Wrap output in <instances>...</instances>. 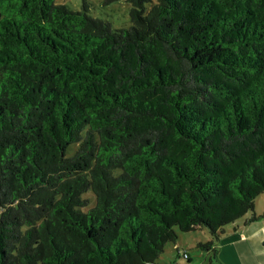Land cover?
Listing matches in <instances>:
<instances>
[{"label": "trees", "instance_id": "obj_1", "mask_svg": "<svg viewBox=\"0 0 264 264\" xmlns=\"http://www.w3.org/2000/svg\"><path fill=\"white\" fill-rule=\"evenodd\" d=\"M127 1L0 0V264L191 263L198 229L223 264L264 219V0Z\"/></svg>", "mask_w": 264, "mask_h": 264}, {"label": "rangeland", "instance_id": "obj_2", "mask_svg": "<svg viewBox=\"0 0 264 264\" xmlns=\"http://www.w3.org/2000/svg\"><path fill=\"white\" fill-rule=\"evenodd\" d=\"M96 9L94 10V15L100 18L110 19L115 27H128L130 22L127 20L129 16L130 3L127 0H114L105 3L106 0H92ZM56 3H70L74 7L79 8L81 5V0H56ZM122 19V20H121ZM86 198L90 200L91 206L94 204V196L91 193L85 195ZM264 206V194L257 199V211H261ZM243 219V218H242ZM242 219L236 221L235 225L241 224ZM234 225H230L229 228L233 229ZM203 239L204 236L210 237L207 230L201 232L197 230L196 232H183L178 241V245L181 248L187 249L191 255L192 262L187 263L186 259L181 253L177 252L173 247V244L167 246V252L161 257L165 260L164 264H208L207 257L204 255V250L197 248L196 238ZM224 238V237H223ZM179 255V256H178ZM167 262V263H166Z\"/></svg>", "mask_w": 264, "mask_h": 264}, {"label": "crops", "instance_id": "obj_3", "mask_svg": "<svg viewBox=\"0 0 264 264\" xmlns=\"http://www.w3.org/2000/svg\"><path fill=\"white\" fill-rule=\"evenodd\" d=\"M255 210L257 214H261L264 212V206L261 211H257L256 201ZM248 217L249 214L243 217L241 224L237 225L238 231L220 240L218 258L223 264H264V219L245 224ZM198 230L204 232L206 229ZM204 238L210 239L206 236ZM196 239V241L200 240L198 236ZM204 255L206 256V253ZM164 261L161 257L162 264Z\"/></svg>", "mask_w": 264, "mask_h": 264}, {"label": "built area", "instance_id": "obj_4", "mask_svg": "<svg viewBox=\"0 0 264 264\" xmlns=\"http://www.w3.org/2000/svg\"><path fill=\"white\" fill-rule=\"evenodd\" d=\"M187 257V255H185Z\"/></svg>", "mask_w": 264, "mask_h": 264}]
</instances>
